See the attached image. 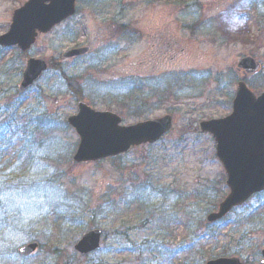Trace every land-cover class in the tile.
I'll use <instances>...</instances> for the list:
<instances>
[{
    "label": "rangeland",
    "instance_id": "obj_1",
    "mask_svg": "<svg viewBox=\"0 0 264 264\" xmlns=\"http://www.w3.org/2000/svg\"><path fill=\"white\" fill-rule=\"evenodd\" d=\"M25 1L0 0V35ZM82 46L86 55L62 57ZM243 57L260 65L247 86L264 92V0H77L28 52L0 47V264L259 262L264 192L204 220L228 190L199 123L230 113ZM27 58L48 68L18 94ZM82 99L122 125L169 114L173 127L128 153L75 163L65 119ZM91 229L100 248L83 257L73 247ZM30 242L37 249L20 254Z\"/></svg>",
    "mask_w": 264,
    "mask_h": 264
},
{
    "label": "water",
    "instance_id": "obj_2",
    "mask_svg": "<svg viewBox=\"0 0 264 264\" xmlns=\"http://www.w3.org/2000/svg\"><path fill=\"white\" fill-rule=\"evenodd\" d=\"M76 0H27L11 15L7 32L0 35V46H17L27 51L38 34L47 33L53 26L75 12ZM88 48L72 49L63 57L80 56ZM42 59L29 58L26 62L18 93L24 92L37 81L46 70ZM237 70H243L237 83L231 112L222 118L209 119L199 123V131L209 133L215 142V155L226 174L229 189L217 211L207 215L206 222L217 221L227 215L235 206L244 203L251 195L264 191V92H251L245 79L255 73L259 64L251 57L242 58ZM75 115L67 118L74 128L79 143L73 156L77 163L90 162L105 157L126 153L131 148L153 143L171 127L173 117L119 125L121 119L111 112L92 109L87 103L79 102ZM100 231L91 230L81 236L74 249L82 256L99 249ZM36 242L19 248L20 254H31ZM263 257L258 264H264ZM205 264H241L239 258H217Z\"/></svg>",
    "mask_w": 264,
    "mask_h": 264
},
{
    "label": "trees",
    "instance_id": "obj_3",
    "mask_svg": "<svg viewBox=\"0 0 264 264\" xmlns=\"http://www.w3.org/2000/svg\"><path fill=\"white\" fill-rule=\"evenodd\" d=\"M35 128H37L36 130H39L38 125H37ZM31 133H32V130H31ZM31 133H30V134H31ZM23 146H25V144H24ZM260 195H261V194H260ZM214 206H215V205H214Z\"/></svg>",
    "mask_w": 264,
    "mask_h": 264
}]
</instances>
